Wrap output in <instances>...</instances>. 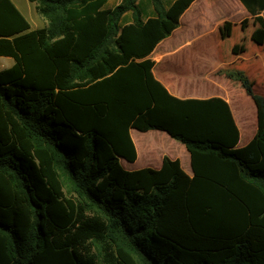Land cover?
<instances>
[{
  "label": "trees",
  "instance_id": "1",
  "mask_svg": "<svg viewBox=\"0 0 264 264\" xmlns=\"http://www.w3.org/2000/svg\"><path fill=\"white\" fill-rule=\"evenodd\" d=\"M27 1L45 26L0 0V264H264V98L227 75L256 110L236 148L228 105L171 96L147 58L192 0L145 22L138 0ZM239 1L264 29V0ZM130 129L182 143L192 176L126 170Z\"/></svg>",
  "mask_w": 264,
  "mask_h": 264
},
{
  "label": "crops",
  "instance_id": "2",
  "mask_svg": "<svg viewBox=\"0 0 264 264\" xmlns=\"http://www.w3.org/2000/svg\"><path fill=\"white\" fill-rule=\"evenodd\" d=\"M161 1L162 7L167 9L176 0ZM120 2L108 0L107 7L113 8ZM30 4L34 8V4ZM136 4L142 22L156 16L152 0H138ZM20 13L28 17L27 11ZM258 16L264 22V11H260ZM37 23L34 25L36 28L46 24L44 20L40 25ZM121 23L132 24V13L124 14ZM147 58L154 63L151 70L153 77L171 96L180 100L220 98L228 105L238 130L236 148L244 147L251 141L256 133L255 106L241 83L227 75L243 74L252 91L264 98V29L239 0H192L179 16L178 26L155 45ZM12 64L11 58L0 57V71ZM232 89L249 99L246 100L249 122L245 126L240 123L233 106ZM129 135L136 160L132 163L125 161L126 170H156L163 158L168 157L177 159L182 170L192 176L189 153L182 143L166 132L130 129ZM120 162L123 166V159Z\"/></svg>",
  "mask_w": 264,
  "mask_h": 264
},
{
  "label": "rangeland",
  "instance_id": "3",
  "mask_svg": "<svg viewBox=\"0 0 264 264\" xmlns=\"http://www.w3.org/2000/svg\"><path fill=\"white\" fill-rule=\"evenodd\" d=\"M16 7L24 13L27 11L28 17L24 13L27 21L30 23L32 29H36L34 25H40L42 24L43 20L41 21L40 17L36 14L35 9L33 8V5L30 4L27 0H13ZM19 1V2H18ZM24 11V12H23ZM219 63V62H216ZM231 97L233 99V106L236 108V111L239 115L240 123L245 126L248 122V116H247V108H246V100L248 97H245L243 93L236 92L234 89L231 90ZM246 98V99H245ZM249 100V99H248ZM169 145V144H168ZM123 167H127V163L123 160Z\"/></svg>",
  "mask_w": 264,
  "mask_h": 264
}]
</instances>
